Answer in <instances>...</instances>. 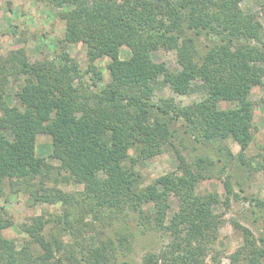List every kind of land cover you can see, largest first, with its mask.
I'll list each match as a JSON object with an SVG mask.
<instances>
[{"label": "rangeland", "instance_id": "1", "mask_svg": "<svg viewBox=\"0 0 264 264\" xmlns=\"http://www.w3.org/2000/svg\"><path fill=\"white\" fill-rule=\"evenodd\" d=\"M261 1L241 0L239 7L244 13L257 14ZM68 7L40 0H0V117L4 107L19 104L18 93L36 79L35 74L26 72L24 61L41 66L45 76L72 79L78 118L86 121L87 114L93 113L94 117L100 109L104 116L116 113L119 120L108 123L106 128L109 137L114 131L112 125H134L143 118L131 117V108L123 102L96 103L99 89L91 85V72H87L89 45L66 37V20L60 13ZM257 18L262 24V44L255 40L248 43L264 49V18ZM196 40L191 58L201 63L205 46ZM237 43L244 41L239 39ZM176 53L164 40L149 51L152 61L163 62L172 72L180 69ZM65 54L79 67V73H66ZM131 55L127 45L119 46V60ZM109 62L110 57L105 54L93 60L102 76L99 87L117 86L107 67ZM256 63L263 72L252 83L248 95L252 120L250 139L243 152L232 133L205 132L207 125L195 104L204 100L207 89L198 76L182 94L173 91L161 75L150 81L148 91L123 86L128 93L143 95L148 102L176 107L169 112L172 118L149 107L145 123L152 128L159 127L158 123L166 124L170 134L162 140L157 130H150L155 131L156 144L149 146L135 131L129 136L132 144L127 152L136 159L133 170L138 175V189L163 175L184 176L188 180L178 191L166 192L168 205L163 226L155 221L152 200L126 199L115 206L105 190L95 187L96 181L86 183L66 165L64 158L54 154L50 133H37L35 154L44 158L46 170L27 178H0V264H176L177 255L179 264H196L194 256L199 264H246L245 238L257 237L251 220L252 207L246 197L255 198L256 204L264 202V59ZM209 104L217 114L235 106L224 99ZM176 113L178 118L173 117ZM1 133L11 141L9 128H2ZM77 138L76 133L71 135L73 141ZM159 188L163 190L162 186ZM186 196L212 199L209 226L202 233L190 228V221L168 228L174 213H185L180 199ZM30 227L38 229L37 238L28 231ZM244 231L251 235L245 236ZM1 239L9 241L10 250ZM95 249L98 253L92 254ZM95 255H99L98 259Z\"/></svg>", "mask_w": 264, "mask_h": 264}, {"label": "trees", "instance_id": "2", "mask_svg": "<svg viewBox=\"0 0 264 264\" xmlns=\"http://www.w3.org/2000/svg\"><path fill=\"white\" fill-rule=\"evenodd\" d=\"M40 1L55 6H70L60 15L66 20V37L73 41L84 40L89 45L90 63L87 72H91V85L99 89L96 103L123 102L131 108V117L143 120L134 125L114 124L113 133L106 137L108 123L120 118L116 113H105L104 116L100 109L94 112V117H91L93 113L90 116L87 114L86 121L78 118L75 115L72 79L68 76L64 80L45 76L41 66L23 61L26 72L35 74L36 79L26 83L18 93L19 104L4 107L0 117V178H27L43 173L47 163L43 157L35 154V141L37 133L48 132L52 135L54 154L64 158L66 165L77 176L86 183L96 181L95 187L105 190L115 206L126 199L135 202L140 199L152 200L155 221L163 226L168 205L166 192L178 191L188 180L184 176L163 175L143 189H138V175L133 170L136 159L128 156L127 152L132 144L129 136L135 131L143 136V142L149 146L156 144L155 131L150 130H157L162 140L170 134L166 124L158 123L159 127L152 128L145 123L149 107L165 114L176 107L170 99L166 100L171 104L168 107L148 102L143 95L128 93L123 86H138L148 91L150 81L161 75L173 91L182 94L187 92L192 79L198 76L207 89L204 100L195 104L207 125L205 132L223 135L232 133L243 152L250 139L252 120L248 95L252 83L263 72L256 62L264 59V49L248 41L255 40L262 44V24L257 15L264 18V0L257 14L244 13L239 7L241 0ZM197 38L205 46L201 63L191 58V52L196 51L193 41ZM239 39L244 43H237ZM91 40L95 42L92 44ZM162 40L177 51L176 59L180 65L177 72L169 70L163 62H154L150 58L149 51ZM124 44L131 49L132 55L119 60L118 48ZM99 54L110 57L107 67L117 86H98L102 76L93 60ZM63 59L66 73H79V67L71 63L66 54ZM219 99L230 100L235 106L222 114L214 113L209 103ZM179 116L176 113L173 117ZM169 118H172L170 114ZM2 128L11 130V141L2 136ZM73 133L77 134L76 141L71 139ZM261 168L264 174V158ZM246 198L252 207L251 220L257 232L255 239L245 238L248 242L246 264H264V202L256 204L255 198ZM180 200L181 210L185 213H174L168 228L190 221V228L202 233V229L209 226L212 199L186 196ZM108 205L112 206L110 201ZM195 219L197 223H194ZM28 231L37 238L36 227H30ZM244 233L245 236L251 235L248 231ZM1 241L10 250L9 241ZM94 252L98 253V249L93 250L92 254ZM98 256L94 257L98 259ZM174 257L176 264H179L176 260L180 256ZM193 258V262L199 264L198 259L195 256Z\"/></svg>", "mask_w": 264, "mask_h": 264}]
</instances>
